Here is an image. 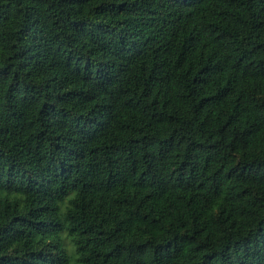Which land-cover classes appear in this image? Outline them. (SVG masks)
<instances>
[{
  "label": "trees",
  "instance_id": "1",
  "mask_svg": "<svg viewBox=\"0 0 264 264\" xmlns=\"http://www.w3.org/2000/svg\"><path fill=\"white\" fill-rule=\"evenodd\" d=\"M0 264H264V0H0Z\"/></svg>",
  "mask_w": 264,
  "mask_h": 264
}]
</instances>
